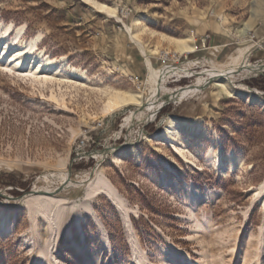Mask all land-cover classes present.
<instances>
[{
    "label": "rangeland",
    "instance_id": "obj_1",
    "mask_svg": "<svg viewBox=\"0 0 264 264\" xmlns=\"http://www.w3.org/2000/svg\"><path fill=\"white\" fill-rule=\"evenodd\" d=\"M96 1L119 17L85 0H0V264H264V0ZM190 36L207 49L177 52ZM214 41L228 47L213 54ZM25 43L54 60L41 78L11 63ZM249 46L251 70L220 67ZM139 92L142 106L106 110ZM171 117L186 121L145 139ZM99 171L124 209L113 190L90 195ZM37 193L63 201L48 214Z\"/></svg>",
    "mask_w": 264,
    "mask_h": 264
},
{
    "label": "bare ground",
    "instance_id": "obj_2",
    "mask_svg": "<svg viewBox=\"0 0 264 264\" xmlns=\"http://www.w3.org/2000/svg\"><path fill=\"white\" fill-rule=\"evenodd\" d=\"M85 1L88 4H90L91 7H94L97 11H99L101 13H105L110 17H116V18L119 17V14H118L119 11H118V8L116 6H109L105 3H101V2H98L96 0H85ZM139 23H140V18L137 16V17H135V19L133 21V27H128V30L131 33L132 38L138 42V44L140 45V48L146 54L147 49H145V47L141 45V43L139 42V39H138L137 33L140 31V24ZM1 26H2V24H0V27ZM248 31H249V26L246 24L238 30V35L239 36L245 35L248 33ZM9 32H10V30H7V31H5V33L2 34L1 30H0V43L4 40L5 37L10 36ZM17 39H18V36L14 40H17ZM192 40H193V37H191V36L178 40L176 42L177 52H179L180 54H184V53H191V52L195 51V49H196L195 44L193 43ZM219 49H220L219 47L215 48V52H213V54H215ZM252 49H253V46H249L248 48L243 50L241 53H239L237 55L229 56L227 58L226 63H220V67H222V68L223 67H236L238 73H242V72L251 70L250 67H247L245 65V62H246L245 60H246L247 55L252 51ZM35 50H36L35 44L25 43L24 48L21 49L16 55L11 57V63H13L15 65V67L19 68L21 71L29 69L28 72L31 75L36 76V77H40V75L42 74L41 65L42 64L51 65V64H53L54 60L49 55H46V56L44 55L45 58L42 60L41 65L38 64L39 60L37 61V58L41 57L42 53L40 55L38 54L37 56H34ZM1 54L3 57H9L8 56L9 54H7L3 50L1 51ZM147 64L149 67V72H148V76L146 78V82L153 86L154 93H156L157 92L156 83L158 82V80L161 76V72L154 67L153 62L151 61V59L149 57L147 58ZM219 72H220V70H219ZM220 74L225 75V73H221V72H220ZM43 77L45 80H48L47 75H44ZM213 78L214 77H211L210 79H213ZM219 85H221L225 90H227L226 84L219 82ZM158 95H160L158 101L161 102L164 99L163 92H161L160 94L158 93ZM141 98H142V92H139L137 94H130L128 97H124V96H121L118 94H113L112 96L109 97V99L106 103V110L112 111L113 109L117 108L121 103H124V102H126V104H138V105L142 106L143 102L140 101ZM258 101H260L261 103H264V99H262V98H258ZM185 121L186 120L184 118L171 117V118H169V121L166 124V126L159 133L152 135V136L145 135V139H147V140H149L150 138L168 139L171 136L172 130L174 129L175 125L179 124L181 122H185ZM130 148L136 154H138L137 148L134 144H131ZM184 157H185V155H184ZM217 162L219 164L221 163L220 157H217ZM88 175H89V173L86 176H88ZM85 180H86V178L85 179L83 178L82 181H85ZM88 189H89L90 195H94L96 193H101V192H109L111 190L115 191V192H113L114 194L116 193L115 196L113 197L114 203H117L119 205L118 206L119 208L122 207V204H123L122 200L123 199L121 197L120 192L112 186L110 179L107 178L102 172H100V171L98 172L96 178L89 183ZM39 193H37L35 195H31V197H32L31 202H33L34 204L36 202V205H38V206H36L37 210L43 211V209H45L47 211L46 213H48V214H50L52 212H56V211L51 210V207L58 205V203L62 202L63 200L61 198L60 199L59 198L53 199V198H50L48 196H44L43 194H39ZM206 197H208V196H206ZM89 202H91V201L89 200V198H87L84 200L83 205L86 206L87 204H89ZM121 202H122V204H120Z\"/></svg>",
    "mask_w": 264,
    "mask_h": 264
},
{
    "label": "built area",
    "instance_id": "obj_3",
    "mask_svg": "<svg viewBox=\"0 0 264 264\" xmlns=\"http://www.w3.org/2000/svg\"><path fill=\"white\" fill-rule=\"evenodd\" d=\"M251 32H249L247 35H249ZM209 36H206L205 38H203V42L205 43L207 38ZM255 34L252 35V39H255ZM256 45H255V50H258V49H262L264 47V39H259L258 41H255ZM170 56L169 53L166 54V57L168 58ZM187 57V55H185ZM89 142V139L84 136V138L80 141L79 145H78V149H80V151H83L87 146H88V143Z\"/></svg>",
    "mask_w": 264,
    "mask_h": 264
},
{
    "label": "crops",
    "instance_id": "obj_4",
    "mask_svg": "<svg viewBox=\"0 0 264 264\" xmlns=\"http://www.w3.org/2000/svg\"><path fill=\"white\" fill-rule=\"evenodd\" d=\"M259 37H261L260 35H259ZM197 41H198V39H196V41L194 42L195 43V46H196V51H201V50H203V49H207V47H206V42L204 43L203 41H202V45L204 46V47H199L198 46V43H197ZM213 43V42H212ZM214 47H213V49H215V48H217V47H219L220 49L217 51V53H218V55H220L221 53H223L225 50H226V48L228 47V44H218V42L216 41H214ZM211 48V46H209L208 47V49H210ZM195 51V52H196ZM260 51L259 50H256V54H258ZM193 53V52H192ZM135 76V75H134ZM139 76V75H138ZM137 79H139V77H137Z\"/></svg>",
    "mask_w": 264,
    "mask_h": 264
},
{
    "label": "water",
    "instance_id": "obj_5",
    "mask_svg": "<svg viewBox=\"0 0 264 264\" xmlns=\"http://www.w3.org/2000/svg\"><path fill=\"white\" fill-rule=\"evenodd\" d=\"M62 188L61 187H59L55 192L57 193V192H59L60 190H61Z\"/></svg>",
    "mask_w": 264,
    "mask_h": 264
}]
</instances>
